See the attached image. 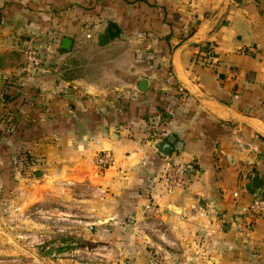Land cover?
Listing matches in <instances>:
<instances>
[{
    "label": "crops",
    "instance_id": "0c3cea01",
    "mask_svg": "<svg viewBox=\"0 0 264 264\" xmlns=\"http://www.w3.org/2000/svg\"><path fill=\"white\" fill-rule=\"evenodd\" d=\"M30 40L49 71L12 82ZM0 119V176L84 210L114 263L264 264V0H0ZM172 161L196 173L168 193Z\"/></svg>",
    "mask_w": 264,
    "mask_h": 264
},
{
    "label": "rangeland",
    "instance_id": "374dc122",
    "mask_svg": "<svg viewBox=\"0 0 264 264\" xmlns=\"http://www.w3.org/2000/svg\"><path fill=\"white\" fill-rule=\"evenodd\" d=\"M28 183L0 176V264H116L111 249L89 239L84 210L66 201L44 211Z\"/></svg>",
    "mask_w": 264,
    "mask_h": 264
},
{
    "label": "built area",
    "instance_id": "2783aa9c",
    "mask_svg": "<svg viewBox=\"0 0 264 264\" xmlns=\"http://www.w3.org/2000/svg\"><path fill=\"white\" fill-rule=\"evenodd\" d=\"M49 71L47 60L43 52L33 41L24 43L23 48V62L11 75L12 82L24 83V81H32L38 77L46 74ZM96 165L100 168H108L113 165V159L109 153H100L96 157ZM195 166L191 163L178 164L174 161L169 162L168 168L165 172V187L168 193L175 189H182L188 187L192 178L195 175ZM251 211L256 215L264 214V200L255 199L251 203ZM144 218L138 223V230H142L152 237H158L156 233L161 236L164 234L162 227H158L154 220L157 215L156 207L150 200H147L143 206Z\"/></svg>",
    "mask_w": 264,
    "mask_h": 264
},
{
    "label": "water",
    "instance_id": "95a60500",
    "mask_svg": "<svg viewBox=\"0 0 264 264\" xmlns=\"http://www.w3.org/2000/svg\"><path fill=\"white\" fill-rule=\"evenodd\" d=\"M95 41V47L97 49H103L105 47H107L110 42L109 40L105 37V35H103L102 33H98L95 35L94 38ZM71 42L68 39H64L61 45L62 49L68 50L70 48ZM11 89V88H10ZM8 89H4L2 95H1V99L2 100H7L9 98V96L6 94ZM147 89V82L143 79H140L137 82L136 85V90L139 92H144ZM171 140L165 142V141H160L157 143V146L155 147V150L160 153L162 156L168 157L171 153Z\"/></svg>",
    "mask_w": 264,
    "mask_h": 264
},
{
    "label": "trees",
    "instance_id": "16d2710c",
    "mask_svg": "<svg viewBox=\"0 0 264 264\" xmlns=\"http://www.w3.org/2000/svg\"><path fill=\"white\" fill-rule=\"evenodd\" d=\"M200 51H201V54H203V56L204 57H206V58H210L211 57V48L208 46V45H205V46H202L201 47V49H200ZM8 88H10V87H8ZM1 120H3V119H1Z\"/></svg>",
    "mask_w": 264,
    "mask_h": 264
}]
</instances>
